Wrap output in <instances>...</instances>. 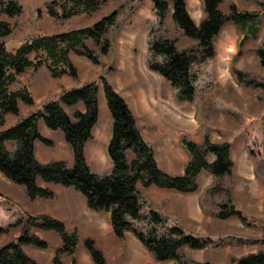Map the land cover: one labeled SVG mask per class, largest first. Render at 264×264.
<instances>
[{
    "label": "trees",
    "instance_id": "obj_1",
    "mask_svg": "<svg viewBox=\"0 0 264 264\" xmlns=\"http://www.w3.org/2000/svg\"><path fill=\"white\" fill-rule=\"evenodd\" d=\"M107 0H62L48 3V11L56 19L78 14H90ZM156 20L148 35V67L162 75L171 85L177 102H192L196 95L197 73L195 66L216 55L215 39L225 23L233 21L240 29L238 50L233 56L231 72L237 83L263 89L264 76L242 71L234 64L243 53V43L248 35L258 37L261 17L258 12L240 11L230 2L228 11L222 9L225 0H201L202 17L196 22L187 0H151ZM58 3L59 8L53 6ZM122 7V6H121ZM22 4L18 0H0V14H20ZM120 8L103 15L90 25L69 28L52 34H39L26 39L14 50L8 48L6 37L12 31L7 20H0V172L10 181L24 187L27 197L53 199L56 194L49 187L41 186L39 179L47 184L73 187L85 196L90 209L104 211L120 239L127 231L142 242L157 261L172 260L175 264H212L198 262L188 256L186 249H204L211 244L187 233L176 225L163 236L145 237L132 227L130 219H140L143 209L142 188L157 186L180 193L198 190V176L203 171L213 176L212 183L201 196V208L223 227L226 221L237 216L245 218L232 203L235 163L231 156L229 141L216 142L210 129L204 128L203 139L196 142L181 137V146L188 155L183 175H172L163 170L155 157L154 148L145 140L137 117L126 98L106 79L104 90L112 115L111 136L106 154L111 162L103 173L90 167L86 143L94 137V127L99 120L100 85L96 81L79 83L67 88L62 86L57 98L46 101L42 107L22 110V103L32 105L34 97L28 86L19 84V76L29 68L46 65L49 72L61 84L63 75L80 80L79 69L72 54L86 56L91 62L102 63V55L113 46L112 32L119 26ZM185 40L188 43L184 44ZM260 64L264 67V41L254 48ZM17 83V86H14ZM16 120L8 125V115ZM53 130L62 129L66 142L71 146L74 164L53 159L41 161L36 144L52 141L42 135L39 122ZM210 156L213 159L210 160ZM259 173V167L256 168ZM260 175V174H259ZM151 220L159 225L163 218L156 211L150 212ZM40 231H56L64 241L66 254L75 252L76 234L67 232L64 221L46 213L27 214L26 217L0 227V237L8 241L0 246V264H39L26 252V246L49 248ZM17 234V235H16ZM88 251L96 264H108L104 253L88 242ZM58 263V257H55ZM239 264H264V251L250 253L238 260Z\"/></svg>",
    "mask_w": 264,
    "mask_h": 264
},
{
    "label": "rangeland",
    "instance_id": "obj_2",
    "mask_svg": "<svg viewBox=\"0 0 264 264\" xmlns=\"http://www.w3.org/2000/svg\"><path fill=\"white\" fill-rule=\"evenodd\" d=\"M18 1L23 7L20 14H0V20H7L12 25V31L6 37V44L11 50L32 36L90 25L120 8L121 21L112 32L113 46L107 54L102 55V63L96 64L86 56L72 54L79 69V81L65 74L61 84L46 65L38 69L29 68L18 77L19 84L28 86L34 97L32 105L21 104L25 114L57 98L62 86L72 88L89 81L99 83V120L94 127L93 139L85 146L86 157L93 171L103 173L111 165L106 147L111 136L112 115L103 86L105 79L126 98L137 117L143 137L154 148L155 157L159 159L163 170L166 171L165 154L169 161L172 159L177 162L173 164L172 170H180L182 157L184 159L181 161L186 160L187 154L181 146L182 136L201 142L204 128L207 127L213 141L231 143V156L235 163L232 203L245 221L233 216L223 227L204 212L198 222L189 217L185 219V213L180 210L184 202L191 201L180 195V192L165 194L162 192L164 188L150 186L142 188V216L136 220L129 218L132 227L143 232L145 237H160L171 227L180 225L177 221L181 219L180 222L188 223L187 227L192 230L190 234L211 241L204 249H186L188 256L198 262L239 264L241 257L264 251V87L259 89L239 84L232 75L233 56L239 48V27L233 21L224 24L215 39L216 55L195 66V99L192 102H177L170 83L151 70L146 62L148 35L156 20L151 0H107L90 14L64 19L51 16L47 7L48 3L62 0ZM187 2L192 17L199 22L202 17L201 0ZM230 2H235L240 11L258 12L261 17L258 37L248 35L243 43L244 51L234 64L242 71L264 76V67L253 50L259 42L264 41V0H225L221 4L222 9L228 11ZM58 3H53L57 9ZM15 120L14 114L8 115V125ZM39 126L42 135L52 143L37 142L38 158L43 162L61 159L73 165V152L65 140L64 131L50 129L42 120ZM168 147L172 154H169ZM212 159L213 156H210ZM258 167L259 173L256 172ZM212 181L213 176L203 171L198 176V190L182 194L202 196ZM38 183L50 187L56 196L53 199L31 201L23 186L8 180L0 172V227H6L29 213H46L64 221L68 234L77 236L75 252L66 254V250L58 251L64 245L58 232L40 231L39 235L48 242L49 248L25 247L28 255L39 264H96L88 251L90 241L104 253L108 264H175L171 260H154L131 231H127L124 239L118 238L108 222L107 213L90 209L85 196L73 187L47 184L40 179ZM199 202L201 206V200ZM151 211L160 214L163 218L161 224H154L149 215ZM7 241L6 236H1L0 246ZM55 257H58V263Z\"/></svg>",
    "mask_w": 264,
    "mask_h": 264
},
{
    "label": "crops",
    "instance_id": "obj_3",
    "mask_svg": "<svg viewBox=\"0 0 264 264\" xmlns=\"http://www.w3.org/2000/svg\"><path fill=\"white\" fill-rule=\"evenodd\" d=\"M148 142V141H147ZM38 146H39V144L37 143L36 144V152H37V149H38ZM169 148V147H168ZM169 152H170V148H169ZM168 151H167V153H169ZM173 152H170L169 154H172ZM37 156H38V153H37ZM187 156V155H186ZM157 159V161H158V163H160V161H159V159L158 158H156ZM181 159H184L183 157L181 158ZM181 159H180V164H179V169L180 170H172L173 169V164H175V163H177V162H174L172 159H170V161H169V159H168V157H167V154H165V162H164V164H165V169H166V171L168 172V173H170V174H172V175H182L183 173H184V169H185V161L188 159V156L186 157V160H184V161H181ZM174 160H176V159H174ZM177 161V160H176ZM163 164V165H164ZM160 165V164H159ZM176 165V164H175ZM161 166V165H160ZM163 167V166H162ZM168 169H170V170H172V171H170V170H168ZM254 175V174H253ZM252 175V176H253ZM250 176V175H249ZM255 176V175H254ZM46 186V185H45ZM50 188V187H49ZM163 191L162 192H164L165 194L167 193V192H170L169 194H171V192H175V193H177V194H180L179 192H176V191H174V190H168V189H162ZM168 194V193H167ZM180 195H182V196H184L185 197V199H188L189 201H191V203L189 202H184L183 204H182V209L180 210L181 211V213H185V219H187L188 217L189 218H191V220H193V221H196V222H198L197 220H200L203 216H204V213H203V211H202V209H201V206H200V196L201 195H196V196H194V197H189V195H186V194H180ZM183 197V198H184ZM184 217H183V215H182V219L184 220ZM180 221H181V219H180ZM179 220L177 221V222H179L180 223V225L179 226H181L187 233H190V232H192V230L189 228V227H187V224H185L184 222H180ZM191 224V223H190ZM173 225H176V224H174V222H173ZM192 225V224H191ZM210 238H212V237H210ZM141 243V242H140ZM142 244V243H141ZM154 259V258H153ZM155 260V259H154Z\"/></svg>",
    "mask_w": 264,
    "mask_h": 264
}]
</instances>
